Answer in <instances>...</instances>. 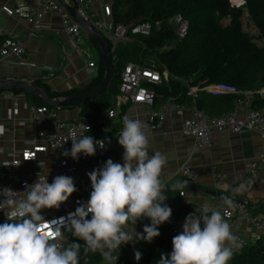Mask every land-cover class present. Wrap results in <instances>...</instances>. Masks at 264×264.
I'll list each match as a JSON object with an SVG mask.
<instances>
[{
    "label": "built area",
    "instance_id": "built-area-1",
    "mask_svg": "<svg viewBox=\"0 0 264 264\" xmlns=\"http://www.w3.org/2000/svg\"><path fill=\"white\" fill-rule=\"evenodd\" d=\"M66 1L70 4L69 0ZM76 1L79 15L83 19L93 22L110 42L112 50L119 44L135 40L136 36H148L152 33L154 25L150 21H137L131 26L113 22L111 18L112 5L109 3L103 4V13H100L95 7L94 0ZM230 1L233 5L245 3V0ZM2 10L8 16H18L29 22L31 35L41 33L44 30L47 16L57 14L67 38L74 44V50L83 56L88 66H96L94 47L93 44H89L91 36L77 22L62 0H19L15 5H3ZM169 22L172 24L177 37L184 38L189 28L188 20L177 14L171 17ZM160 24L161 22L157 21L155 26L158 27ZM27 55L26 43L20 40L16 33L7 35L0 45V63L7 61L11 56H16L22 59L21 64L35 67V64L28 60ZM170 75L171 73L166 67L164 71H160L155 65L148 66L145 63L128 62L120 75L119 95L115 102L103 111L98 122L101 125V132L96 139H104L105 147L101 149L97 146V152L94 156L81 154L78 160L73 159L71 156H65L63 153L65 150L71 149V139L73 137L80 139L86 136L94 128V123L84 115H79L72 120L58 119L55 109L48 106H32L31 110L36 127L40 131L41 140L39 143L34 141L31 146L23 148L19 153L16 151L10 152L8 154L10 160L6 161L5 165L24 167L28 162H32L34 167L31 175L35 177V182L39 175L41 178L47 177L49 183L57 175H67L74 179V184L78 190L66 202H63L59 209L45 208L41 211L54 238L53 242L57 243L61 249L66 248L69 242L67 234L69 227L57 218L66 217L68 213L74 212L79 204L87 202L92 191L88 172L102 168L108 159H112L116 163H122V151L124 149L118 143V136L123 129V117L127 115L130 118L141 120L138 114L128 115V109L131 106L139 104L151 106L149 126L152 130H155L163 122L167 113L173 110H189V115L183 119L181 131L185 136L194 139V150L210 145L214 131L229 130L233 133L255 131L264 139V107L256 108L253 106L255 98H264V95L261 94L264 87L257 90H239L235 86L226 83H207L205 85L201 83V86H193L187 82L189 85L188 94L193 97L191 102L180 104L169 101L163 106L155 107L156 93L147 83H160L163 81V77L168 78ZM200 87L213 93L233 92L240 96L234 100L232 110L218 116H211L205 109L197 106L196 94ZM125 105H128V108L124 111L123 107ZM108 111L112 113V118L109 117ZM17 113L18 108L9 109L8 118L11 119ZM120 120L122 124L117 128ZM106 128L110 131L106 132ZM7 130L8 127L4 123H0V138L4 137ZM4 149L5 147L0 144V152ZM42 152L48 153L50 155L48 159L50 160L40 158L39 153ZM49 167L50 170L47 169ZM177 173L185 179H191L194 171L193 167L186 162ZM224 177V173H215L214 185L217 190L221 189ZM14 180L20 185L19 189H14L8 184L0 185V187H8L18 191L17 198H23V191L27 185L32 184L28 174L25 173L23 176L15 174ZM246 181L252 185H264V150L260 151L258 156L251 162ZM182 193L184 195L185 191H182ZM234 202L236 207L229 209L230 216L226 219L231 225V231L239 238L241 247L237 250H242L249 243L241 237L240 225L242 222L248 221L260 235H264V214L255 213L251 203L246 199L234 197ZM225 208L226 205H224L222 198H219L218 211L223 213ZM7 211L9 209L6 207L0 210V223L7 220L4 213ZM193 212L192 210L178 212L172 215L170 221L166 222L170 228L169 233L172 238L183 231V224L187 215ZM194 214L197 215L195 212ZM145 220L146 217L141 219L137 225L140 233H143ZM49 221L50 223H48ZM141 245L142 240H137L135 243L129 242L121 246L124 248L126 246L125 249L128 254L135 259L134 252L136 250L142 253L143 258ZM102 264H108V262L104 260Z\"/></svg>",
    "mask_w": 264,
    "mask_h": 264
},
{
    "label": "clouds",
    "instance_id": "clouds-1",
    "mask_svg": "<svg viewBox=\"0 0 264 264\" xmlns=\"http://www.w3.org/2000/svg\"><path fill=\"white\" fill-rule=\"evenodd\" d=\"M108 115L112 118L111 112ZM71 141V149L63 154L75 160L81 154L94 156L97 146L105 147L104 139L91 135L73 137ZM118 143L124 149L123 163L108 159L102 168L88 172L92 191L87 202L66 217L57 218L74 237L85 242V252L99 251L108 264H117L119 255L113 253L122 244L137 240L151 243L161 235L158 226L173 215L162 180L168 157L160 151L150 155L148 125L124 116ZM185 186L186 182L178 181L172 188L182 190ZM77 190L74 179L67 175H57L51 183L39 175L36 182L27 185L23 198H17L18 191L0 187V210L9 209L4 212L7 220L0 223V264H79L81 245L74 242L61 249L53 242L41 214L45 208L59 209ZM232 191L233 196L222 197L226 205L223 213L212 211L209 215L207 205L202 215L189 213L183 231L172 238L170 257L162 254L158 264H228L241 244L226 217L230 216L229 209L236 207L234 196L244 192L243 184ZM144 217L150 218L151 223L144 225L143 233L137 232L135 225ZM134 255L137 261L142 258L138 250Z\"/></svg>",
    "mask_w": 264,
    "mask_h": 264
},
{
    "label": "trees",
    "instance_id": "trees-1",
    "mask_svg": "<svg viewBox=\"0 0 264 264\" xmlns=\"http://www.w3.org/2000/svg\"><path fill=\"white\" fill-rule=\"evenodd\" d=\"M177 14L189 22L184 38L177 37L169 22ZM245 15L258 33L251 34L245 29ZM111 18L113 22L126 26L137 21H150L154 27L150 35L136 36L135 40L119 44L112 51L114 80L103 93L79 107V115L88 117L94 123V128L86 136L91 135L95 139L100 136L101 125L98 122L103 111L119 95L120 75L128 62L155 65L160 71H164L166 67L171 73L168 78L163 77L160 83H147L155 90V107L163 106L169 101L180 104L191 102L193 97L188 94V84L197 86L201 83H226L239 90L264 87V0H245L242 5H233L230 0H112ZM157 21L161 22L158 27L155 26ZM4 39L0 36V44ZM91 40L99 51V68L95 77L84 86L53 90L45 83V89L65 98L82 95L102 82L105 75L102 49L93 38ZM147 57H152L154 62L147 61ZM11 91L22 93L20 90ZM196 95L197 106L205 109L211 116L232 110L234 100L240 96L233 92L213 93L202 87ZM27 96L36 106L57 109L38 97L30 94ZM253 106L263 108L264 98H255ZM127 108L128 105H125L123 110ZM121 124L120 120L117 128ZM166 203H169L168 199ZM253 210L255 213H264V206ZM139 223L140 220L136 225ZM150 223V218H146L144 225ZM158 227L160 236L151 243L142 240L143 258L137 261L121 246L113 253L119 255L117 264H158L162 254L170 257V228L166 222ZM67 234L69 242L66 248L74 242L81 245L79 264L103 263L104 259L99 251L85 252V242L74 237L70 228ZM228 264H264V235L258 236L255 242L249 243L242 250L236 249Z\"/></svg>",
    "mask_w": 264,
    "mask_h": 264
},
{
    "label": "crops",
    "instance_id": "crops-1",
    "mask_svg": "<svg viewBox=\"0 0 264 264\" xmlns=\"http://www.w3.org/2000/svg\"><path fill=\"white\" fill-rule=\"evenodd\" d=\"M18 1L0 0V36L5 38L10 33H16L18 38L26 43L27 58L35 67L23 65L21 58L11 56L7 61L0 63V79L41 80L37 83L42 86L46 83L53 90L84 86L90 82L99 68V51L94 41L90 40L89 44H93L98 60L95 67H90L83 56L74 50V44L67 38L57 14L47 16L44 30L31 35L29 22L18 16H8L2 10L3 5H15ZM69 2L71 4L70 0ZM94 2L100 13H103V4L112 5V0ZM33 105L32 99L24 92L15 93L11 90L0 92V123L8 127L4 137L0 138V144L5 147L4 151L0 152V185L8 184L14 189H19L20 185L15 182L14 175L23 176L25 173L28 174L31 183L35 182V177L31 175L34 167L32 162H28L24 167L5 165V162L10 160L8 155L10 152L19 153L23 148L31 146L34 141L39 143L41 140L31 110ZM12 108H18V113L9 119L8 112ZM151 112V106L147 104L131 106L128 109V115L138 114L148 125L150 155L154 151H160L168 157L162 170V180L166 188L165 193H168L167 204L172 209H179L173 214L192 210L197 215H202L204 206L207 205L210 215L212 211H218L219 198L233 196L232 190L239 184H243L244 192L234 197L248 200L253 209L264 206V185H252L246 181L251 162L264 150V139L257 132L214 131L210 145L194 150V139L185 136L181 131L183 119L189 115V110H173L167 113L155 130L149 126ZM79 113L80 109L78 116ZM62 116L61 114L58 117L63 119ZM123 153L124 150L122 157ZM49 156L46 152L39 153L42 159L50 160ZM186 162L193 167L194 174L191 179H185L177 173ZM47 169L50 170V167ZM216 172L225 175L219 190L214 185ZM178 181L186 182L182 190L172 188ZM191 188H195L196 191H191ZM181 191H185V194L181 195ZM135 228L138 232L137 225ZM240 235L248 243L255 242L260 236L248 221L240 225Z\"/></svg>",
    "mask_w": 264,
    "mask_h": 264
},
{
    "label": "water",
    "instance_id": "water-1",
    "mask_svg": "<svg viewBox=\"0 0 264 264\" xmlns=\"http://www.w3.org/2000/svg\"><path fill=\"white\" fill-rule=\"evenodd\" d=\"M71 4L66 0H62L63 4L82 26V28L93 38L102 49V57L105 65V75L102 82L94 89L89 90L79 96H71L60 98L56 94L48 91L42 85L37 83L36 80H23V79H0V90H20L21 92L38 97L45 103L57 108H74L80 107L88 101L95 99L101 93H103L112 83L115 77V63L112 55V48L110 42L105 35L91 22L90 20L83 19L78 11V4L76 0H70ZM166 191V189H165ZM191 191H196L195 188H191ZM216 193V192H213ZM173 213L179 209H172Z\"/></svg>",
    "mask_w": 264,
    "mask_h": 264
},
{
    "label": "rangeland",
    "instance_id": "rangeland-1",
    "mask_svg": "<svg viewBox=\"0 0 264 264\" xmlns=\"http://www.w3.org/2000/svg\"><path fill=\"white\" fill-rule=\"evenodd\" d=\"M243 20H244V24H245V29L249 33H251V34L258 33V30L256 29V27L253 25L252 22H250L248 20V18H247L246 15L244 16ZM95 59L98 60V57L96 56ZM147 61L154 62V59L152 57H147ZM78 111H79V108L78 107L69 108V109H55L56 117L58 119H60L58 116H60L62 114L63 115L62 118L63 119H67V120L72 119V118L73 119L76 118L78 116ZM125 248H126V246H125Z\"/></svg>",
    "mask_w": 264,
    "mask_h": 264
},
{
    "label": "snow or ice",
    "instance_id": "snow-or-ice-1",
    "mask_svg": "<svg viewBox=\"0 0 264 264\" xmlns=\"http://www.w3.org/2000/svg\"><path fill=\"white\" fill-rule=\"evenodd\" d=\"M51 234V233H50Z\"/></svg>",
    "mask_w": 264,
    "mask_h": 264
}]
</instances>
